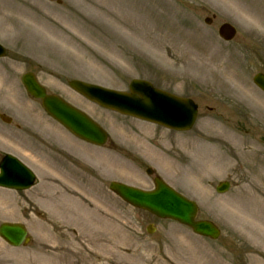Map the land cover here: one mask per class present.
Returning <instances> with one entry per match:
<instances>
[{
    "label": "rangeland",
    "instance_id": "374dc122",
    "mask_svg": "<svg viewBox=\"0 0 264 264\" xmlns=\"http://www.w3.org/2000/svg\"><path fill=\"white\" fill-rule=\"evenodd\" d=\"M57 1L0 0V110L12 118L0 119V160L13 151L39 174L28 191L0 189V224L24 222L32 236L20 248L0 238V264H264V209L255 212L264 200V93L253 82L264 71V0ZM226 22L238 29L232 42L218 33ZM28 71L97 120L110 144L96 148L55 123L27 94ZM72 79L119 91L145 79L194 99L199 116L192 130L173 132L101 108ZM31 146L37 166L26 158ZM52 160L64 162L62 177L45 165ZM149 166L199 203L218 240L109 190L113 180L153 188ZM221 181L230 191L215 190Z\"/></svg>",
    "mask_w": 264,
    "mask_h": 264
},
{
    "label": "water",
    "instance_id": "95a60500",
    "mask_svg": "<svg viewBox=\"0 0 264 264\" xmlns=\"http://www.w3.org/2000/svg\"><path fill=\"white\" fill-rule=\"evenodd\" d=\"M220 34L230 40L235 36L236 29L226 23L221 26ZM3 54L5 50L0 46V56ZM255 81L264 89V74H258ZM23 82L30 94L42 99L46 111L72 133L91 143H106L108 136L96 122L61 97L47 94L33 74H26ZM69 85L103 107L177 130L190 129L197 116V106L193 101L154 88L144 80H133L130 92L111 90L79 80H72ZM0 169V186L27 188L34 181L33 173L14 157L6 156ZM156 187L155 191H143L121 183L111 184L112 190L134 206L164 218L178 220L193 227L199 234L212 238L219 236L220 231L212 222L195 220L198 213L195 202L186 199L160 179H156ZM228 188L229 183H223L218 190L226 191ZM0 235L13 246H20L29 241L28 232L22 224L5 223L0 227Z\"/></svg>",
    "mask_w": 264,
    "mask_h": 264
},
{
    "label": "bare ground",
    "instance_id": "6f19581e",
    "mask_svg": "<svg viewBox=\"0 0 264 264\" xmlns=\"http://www.w3.org/2000/svg\"><path fill=\"white\" fill-rule=\"evenodd\" d=\"M33 162H35V160H32ZM264 209V200L262 198H260L259 200H256V214H259L261 210ZM79 215H82L81 213ZM102 242V241H101ZM106 242V246L109 245L108 241ZM95 264V263H94Z\"/></svg>",
    "mask_w": 264,
    "mask_h": 264
}]
</instances>
